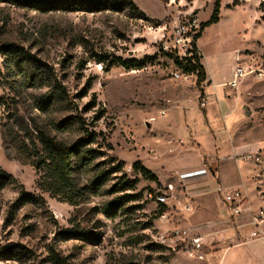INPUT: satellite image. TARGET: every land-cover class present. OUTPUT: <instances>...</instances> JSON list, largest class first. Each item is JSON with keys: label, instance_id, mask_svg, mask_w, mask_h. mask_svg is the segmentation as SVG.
<instances>
[{"label": "rangeland", "instance_id": "obj_1", "mask_svg": "<svg viewBox=\"0 0 264 264\" xmlns=\"http://www.w3.org/2000/svg\"><path fill=\"white\" fill-rule=\"evenodd\" d=\"M132 1L142 14L117 3L88 10L65 0H0V48L14 43L32 59L19 68L0 53V167L16 180H0V264H48L51 247L71 264H219L230 243L206 230L207 221L229 222L217 188L246 194L242 207L254 212L264 207V167L235 160L252 148L264 160V0H220V21L196 42L212 73L203 92L166 53L185 57L178 26L189 16L208 22L215 0ZM102 55L146 64L111 67L97 62ZM238 68L248 73L232 87ZM3 125L35 159L43 154L38 130L78 144L74 203L40 190L35 166L18 159ZM204 159L214 183L191 197L177 175L204 180ZM138 161L158 180L135 170ZM19 184L29 200L19 199ZM71 228L87 234H62ZM195 236L204 237L203 260L187 253ZM10 244L31 255H6Z\"/></svg>", "mask_w": 264, "mask_h": 264}, {"label": "trees", "instance_id": "obj_2", "mask_svg": "<svg viewBox=\"0 0 264 264\" xmlns=\"http://www.w3.org/2000/svg\"><path fill=\"white\" fill-rule=\"evenodd\" d=\"M39 3H41L39 1ZM117 3L124 6L130 7L132 10L143 13L137 5L132 0H65L64 5L62 6H78L80 9H96V8H106L110 4ZM220 0H215L213 13L208 22L202 23L199 33L195 36L194 43L192 44V49L189 50L186 57L180 58L179 56L170 55L166 53L167 56L174 61V64L182 69L185 73L194 75L197 78V86L201 92L204 91L202 84L207 80V71L204 65L201 63V56L199 54L198 47L196 42L201 37L205 28L211 24L218 23L220 21ZM69 8V7H68ZM264 20V16L262 17ZM0 53L3 56H8L11 59V62L14 63L17 67L22 68L32 62L31 56L27 51L14 43L5 44L0 48ZM99 63H108L109 66H121L127 70L141 69L145 67V61H139L138 59H127L123 60L121 58L116 59V61H110L107 55H102L98 57ZM62 90H56V94H62ZM53 94V96H55ZM52 96H48L49 100ZM3 133L5 137H12V141L16 144L19 156L18 159L25 163H30L32 166H35L36 172L38 174V187L41 191L49 193L52 197L59 198L63 201H68L74 203L77 197V189L75 180L73 177V168H72V157L76 152L78 144L68 145L62 141H58L56 138L50 136L44 131L38 130L37 140L42 145L43 154L38 159L33 158V154L29 146L24 141H20L17 136L13 135V130L11 127L3 125ZM135 170L139 171L143 176L157 181V177L151 173V171L144 167L141 162H137L134 165ZM0 180L4 183L6 181L16 180L8 174L4 169L0 167ZM136 184V181L125 182L128 188H133ZM20 187V200H29L31 197L26 192L22 184L18 185ZM160 205H163L160 203ZM165 211L163 206L160 210V213ZM116 213V211H115ZM72 237H82L87 233H82L81 230L76 228L66 229L62 232ZM2 252L8 256H12L15 259L21 257H28L31 255L30 251L23 246H16L13 244L7 245L2 248ZM48 264H71L69 259L66 256L61 255L54 247L49 249V255L47 257Z\"/></svg>", "mask_w": 264, "mask_h": 264}, {"label": "crops", "instance_id": "obj_3", "mask_svg": "<svg viewBox=\"0 0 264 264\" xmlns=\"http://www.w3.org/2000/svg\"><path fill=\"white\" fill-rule=\"evenodd\" d=\"M204 66L206 68L205 64ZM209 72L210 71H208V74L210 76L211 73ZM210 87L211 85L208 88ZM247 152L257 151L256 148H252L245 151V153ZM235 160L240 161L241 159L236 158ZM203 162L204 163L202 164V168H204V180L202 178L201 180H199L192 176H186L184 178L183 174H189L186 171H180L179 175H177L179 180H181L184 187L186 188L187 194L191 197H195L200 195L201 193H204L205 190L210 187V184L214 183L212 176L208 172L210 168L212 169L210 162L208 163V161H205V159ZM217 183V186H214V188L218 187L222 182L220 179H218ZM216 192L218 195L223 196L224 200V194L219 193L218 191ZM243 195L245 196L244 202H246V200H248V197L246 194ZM224 203V206H226L229 211V222L227 221V223H225L223 218L221 220L218 219L217 222L215 221L211 225H208L209 221L206 222V230H211V233L214 234V230L220 231L219 233H217V235L219 237L222 236L221 241H223L224 243H230V246L224 249L219 264H264V239L251 238V233L254 230V225L252 224V214L258 213L260 210H263L264 207L260 208L257 212L252 211V207L250 206L243 207L241 215L238 217H234L225 200Z\"/></svg>", "mask_w": 264, "mask_h": 264}, {"label": "built area", "instance_id": "obj_4", "mask_svg": "<svg viewBox=\"0 0 264 264\" xmlns=\"http://www.w3.org/2000/svg\"><path fill=\"white\" fill-rule=\"evenodd\" d=\"M200 28L201 25H199L198 21L192 18V16L186 17L184 22L178 26L177 46H179L180 49L183 50V52L185 53V57L188 55L189 50L192 49V44L194 43L195 36L199 33ZM247 73L248 72H245L244 69L238 68L234 73V79L230 82V86L238 87L239 82L246 76ZM252 73H254V70L252 71ZM258 73L259 76H264L263 72ZM241 160L264 167V160L260 157V153L258 152L244 153L241 157ZM170 188H172V186H170ZM217 191L224 194V200L228 204L232 215L234 217L240 216L243 208L242 205L245 200V196L243 195V193L240 191H235L231 194H226L225 189L222 187H219ZM147 198H149L150 200H156L157 203H165L167 201V196L165 194H154L152 192L147 193ZM252 224L254 225V230L251 233V238L264 239V209L260 210L256 214H252ZM174 234L179 237L180 231H176ZM203 239L204 237L201 236H195L191 238V248L187 247V253L190 258H198L199 260L204 259L202 254V249L204 246Z\"/></svg>", "mask_w": 264, "mask_h": 264}, {"label": "bare ground", "instance_id": "obj_5", "mask_svg": "<svg viewBox=\"0 0 264 264\" xmlns=\"http://www.w3.org/2000/svg\"><path fill=\"white\" fill-rule=\"evenodd\" d=\"M212 74V73H211ZM226 85H228V83H225V84H223V85H220V86H226Z\"/></svg>", "mask_w": 264, "mask_h": 264}, {"label": "water", "instance_id": "obj_6", "mask_svg": "<svg viewBox=\"0 0 264 264\" xmlns=\"http://www.w3.org/2000/svg\"><path fill=\"white\" fill-rule=\"evenodd\" d=\"M148 126H149V123H148Z\"/></svg>", "mask_w": 264, "mask_h": 264}]
</instances>
